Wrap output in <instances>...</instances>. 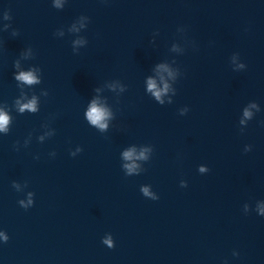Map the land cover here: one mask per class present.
<instances>
[{
    "label": "clouds",
    "instance_id": "obj_1",
    "mask_svg": "<svg viewBox=\"0 0 264 264\" xmlns=\"http://www.w3.org/2000/svg\"><path fill=\"white\" fill-rule=\"evenodd\" d=\"M18 79H21L27 83H33L35 82V77L31 74V73H22ZM154 85L153 84H150V88H153ZM157 96H159V93H156ZM24 108H28V109H31V110H35V102H30L29 104H26V105H23L21 107V111L24 110ZM89 115V118L91 119L92 123L93 124H100L101 120L103 119L105 113L95 107V105H93L91 111L88 113ZM8 122V117L6 115H3V114H0V129H3L4 126L7 124ZM100 126L103 128L105 127L104 125L100 124ZM131 153H125V157L126 158H131Z\"/></svg>",
    "mask_w": 264,
    "mask_h": 264
}]
</instances>
